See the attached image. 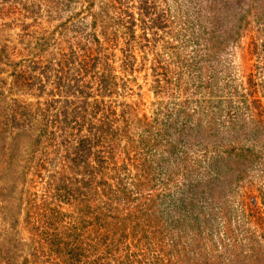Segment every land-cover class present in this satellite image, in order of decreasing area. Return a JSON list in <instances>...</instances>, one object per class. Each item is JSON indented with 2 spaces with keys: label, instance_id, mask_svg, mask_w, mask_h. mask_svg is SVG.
<instances>
[{
  "label": "rangeland",
  "instance_id": "1",
  "mask_svg": "<svg viewBox=\"0 0 264 264\" xmlns=\"http://www.w3.org/2000/svg\"><path fill=\"white\" fill-rule=\"evenodd\" d=\"M0 264H264V0H0Z\"/></svg>",
  "mask_w": 264,
  "mask_h": 264
}]
</instances>
